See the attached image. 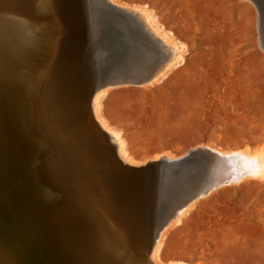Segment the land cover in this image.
I'll return each mask as SVG.
<instances>
[{
  "label": "bare ground",
  "instance_id": "bare-ground-1",
  "mask_svg": "<svg viewBox=\"0 0 264 264\" xmlns=\"http://www.w3.org/2000/svg\"><path fill=\"white\" fill-rule=\"evenodd\" d=\"M254 2L264 18V0ZM147 40L169 57L141 69L151 56L141 50ZM184 54L145 7L0 0V264H95L89 234L118 257L121 251L139 264H161L172 217L181 220L220 185L264 176V155L244 149L203 146L212 159L198 151L180 163H164L178 160L167 153L138 163L102 115L101 97L112 86L155 85ZM34 136L44 137L43 151ZM151 162L157 165L124 167Z\"/></svg>",
  "mask_w": 264,
  "mask_h": 264
},
{
  "label": "rangeland",
  "instance_id": "rangeland-1",
  "mask_svg": "<svg viewBox=\"0 0 264 264\" xmlns=\"http://www.w3.org/2000/svg\"><path fill=\"white\" fill-rule=\"evenodd\" d=\"M116 1L150 10L185 48L162 81L114 85L101 97L132 158L180 159L203 146L264 155V18L254 0ZM146 42L141 69L169 57ZM186 212L163 230L161 264H264V176L220 185Z\"/></svg>",
  "mask_w": 264,
  "mask_h": 264
},
{
  "label": "water",
  "instance_id": "water-1",
  "mask_svg": "<svg viewBox=\"0 0 264 264\" xmlns=\"http://www.w3.org/2000/svg\"><path fill=\"white\" fill-rule=\"evenodd\" d=\"M120 9V8H119ZM121 10V9H120ZM124 12H126V10H124ZM9 20H11L12 22H15V21H19V18H17L16 16L12 15L10 17H8ZM1 53H4L3 50L1 49ZM102 86V85H101ZM36 93V89L34 90V92L32 93V100L33 98L35 97V94ZM34 118L35 117V113L33 111V104H31V113H30V120L32 123H34ZM32 127V126H31ZM39 127H40V123L39 121L37 120L36 124H35V128L37 130H39ZM106 137H108L107 133H105ZM35 137V136H34ZM34 141L36 142V144L38 145V149L40 151H43V148H44V144H45V139L43 137V140L40 139L39 137H35L34 138ZM111 143V142H109ZM198 151H204L206 152L210 159H212V155L209 153V151L207 150H204L202 148H198V150H188L187 153L185 154L184 158H181V159H178V160H174V161H171V160H168L164 163H173V162H177V163H180V162H184L186 161V159H189V157H191L193 155V153H197ZM44 157L42 159V161L40 160L39 162V167L41 169V172L43 171V168H44V160L46 161V157H49L48 155V152L46 150H44V153H43ZM154 165H157V162H151L145 166H140V167H130V166H124L126 167V169H128L129 171H135L136 169L138 168H141V167H153ZM160 165V164H158ZM91 167V166H90ZM92 168V167H91ZM92 171H89V173H91ZM93 173V172H92ZM89 174V175H93V174ZM95 175V174H94ZM93 175V176H94ZM95 184H96V180H95ZM86 226V225H85ZM83 237L80 236V238ZM87 237V236H86ZM87 242L89 243V255L94 259L96 260L95 264H139L137 262V259L134 260L133 258L129 257L130 255H127L126 253H124L127 257H123L124 254H121L122 252L120 251L119 252V255L120 257H118L116 254H114L116 251L114 250H110L108 248H99L98 247V242H96L95 238H92V235L89 234V239L87 240ZM73 243H76L78 245L79 248H82L83 246H80L78 243H81L80 242V239L78 238L77 235H74V238H73ZM146 264H152L151 262H149L148 260H146Z\"/></svg>",
  "mask_w": 264,
  "mask_h": 264
}]
</instances>
